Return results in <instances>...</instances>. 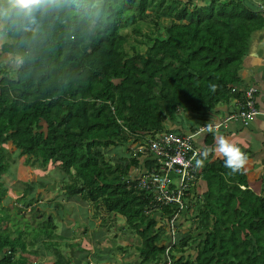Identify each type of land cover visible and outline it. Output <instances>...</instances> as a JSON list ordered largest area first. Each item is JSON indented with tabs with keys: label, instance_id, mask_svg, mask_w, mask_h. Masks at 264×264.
Here are the masks:
<instances>
[{
	"label": "trees",
	"instance_id": "1",
	"mask_svg": "<svg viewBox=\"0 0 264 264\" xmlns=\"http://www.w3.org/2000/svg\"><path fill=\"white\" fill-rule=\"evenodd\" d=\"M260 7L255 0H40L34 19L10 13L0 31V264H40L31 258L42 250L54 256L50 264H77L62 245L82 247L56 232L57 216L50 204H35L42 195L31 182L23 181L17 211H9V142L27 163L55 167L67 200L93 204L104 222L124 220L141 238L139 264H264V196L250 188L245 164L232 172L223 157L211 159L212 132L207 189L188 197L198 230L174 244H165L168 231L155 220L173 210L147 212L149 199L131 181L140 162L129 148L185 113L207 124L218 105L243 97V59L264 29Z\"/></svg>",
	"mask_w": 264,
	"mask_h": 264
},
{
	"label": "rangeland",
	"instance_id": "2",
	"mask_svg": "<svg viewBox=\"0 0 264 264\" xmlns=\"http://www.w3.org/2000/svg\"><path fill=\"white\" fill-rule=\"evenodd\" d=\"M207 1L198 0V3L202 5L207 3ZM255 1L259 7L261 6L260 9L264 10V0ZM9 2L10 0H0V8H3ZM164 21L166 19L162 16L161 24H164ZM6 22V17L0 16V31ZM140 24H142L144 32L148 30L147 24ZM3 39L4 36L0 35V49ZM0 65L3 66L1 57ZM183 115L193 117L192 112ZM175 124V122H167V127L171 128ZM8 149L13 153L14 157V161L10 163L9 172L4 176V180L9 186L8 195L15 202L10 204V212L16 213L17 211L14 208V204L16 205V196L20 194L21 189L25 186L23 181L31 182L35 185L36 193L42 195V199L35 202V204H50L47 212L57 216L56 232L66 234L68 236L67 243L78 242V244H82L81 248L70 245L66 246L65 244L64 246L62 245V251L72 257L77 264H139L140 259L137 247L141 244V238L124 220L111 218L110 220L106 219L104 222L99 214L102 211H97L93 204L81 207L76 201L67 200L63 196L64 184L62 183L61 177L57 175L59 171L55 167L52 165L42 167L38 164L27 163L25 157L20 155V152L11 142L8 144ZM39 182H44L45 186H40ZM202 190H204L203 183L200 185V191L202 192ZM196 214L197 210H194V206L189 204L188 210L180 215L179 228L175 230V234L166 228L168 232L165 236V244H171L173 239H176L178 242V235L186 237L190 232L197 231L199 224L197 223L196 218L198 215ZM162 217L163 215L160 214L155 216L157 227L159 225L166 226ZM66 229L67 231H62ZM36 245L41 247V241L38 240ZM42 251L39 256H32L31 259L40 264H50L54 256L47 250L46 252L44 250ZM190 253L191 250L189 249L184 254L189 255ZM180 254L178 253L177 257ZM164 259L167 260L166 255Z\"/></svg>",
	"mask_w": 264,
	"mask_h": 264
},
{
	"label": "built area",
	"instance_id": "3",
	"mask_svg": "<svg viewBox=\"0 0 264 264\" xmlns=\"http://www.w3.org/2000/svg\"><path fill=\"white\" fill-rule=\"evenodd\" d=\"M257 94L256 86L245 88L243 97L238 100V110L223 122L198 126L188 133H177L167 127L164 131L143 133L137 141L130 142V155L140 162L132 171L131 181L149 199L148 213L162 207L173 210L164 221L168 231L175 234L180 215L188 210V197L201 192L206 149L204 134L230 120L248 126L255 118L264 117V106L259 108L256 104ZM174 243L175 239L171 244Z\"/></svg>",
	"mask_w": 264,
	"mask_h": 264
},
{
	"label": "crops",
	"instance_id": "4",
	"mask_svg": "<svg viewBox=\"0 0 264 264\" xmlns=\"http://www.w3.org/2000/svg\"><path fill=\"white\" fill-rule=\"evenodd\" d=\"M240 77L244 87L251 85L258 88L256 104L259 108L264 106V29L257 32L250 44V49L245 55L240 70ZM238 98L232 99L228 103L218 105L215 112L209 115L207 124L218 122L221 119L227 118L230 114L238 110ZM184 116V121L176 123L171 129H178L183 132H191L196 127L206 125L196 118ZM212 117V118H211ZM209 132L213 133V145L206 146L207 136ZM223 134L228 139L238 144L242 151L247 152L245 161V171L250 188L257 194L264 196V117L255 118L248 126L243 125L238 120H230L223 124L218 129H211L204 134V144L207 148V153L211 159L221 158L217 153L216 145L219 136ZM206 181L203 180V189H207ZM203 190V191H204ZM82 207V206H81Z\"/></svg>",
	"mask_w": 264,
	"mask_h": 264
},
{
	"label": "clouds",
	"instance_id": "5",
	"mask_svg": "<svg viewBox=\"0 0 264 264\" xmlns=\"http://www.w3.org/2000/svg\"><path fill=\"white\" fill-rule=\"evenodd\" d=\"M39 5L40 0H10L8 4L0 8V16L7 17L14 11L16 16L34 19L32 13ZM215 150L223 157L224 166L231 169L232 172L239 171L247 159L238 144L223 134L219 136ZM199 163L200 161H197V164Z\"/></svg>",
	"mask_w": 264,
	"mask_h": 264
}]
</instances>
